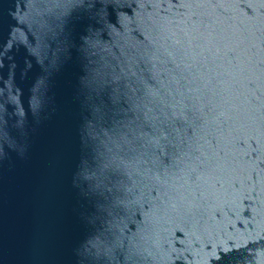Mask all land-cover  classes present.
<instances>
[{"label":"water","instance_id":"obj_1","mask_svg":"<svg viewBox=\"0 0 264 264\" xmlns=\"http://www.w3.org/2000/svg\"><path fill=\"white\" fill-rule=\"evenodd\" d=\"M0 264H264V130L0 0Z\"/></svg>","mask_w":264,"mask_h":264}]
</instances>
